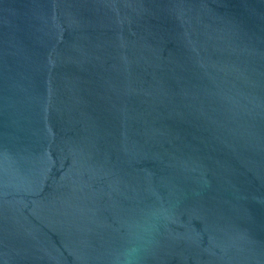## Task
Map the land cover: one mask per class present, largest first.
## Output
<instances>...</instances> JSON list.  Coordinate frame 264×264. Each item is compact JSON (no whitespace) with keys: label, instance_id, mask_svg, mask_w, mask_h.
<instances>
[{"label":"water","instance_id":"obj_1","mask_svg":"<svg viewBox=\"0 0 264 264\" xmlns=\"http://www.w3.org/2000/svg\"><path fill=\"white\" fill-rule=\"evenodd\" d=\"M0 264H264V0H0Z\"/></svg>","mask_w":264,"mask_h":264}]
</instances>
